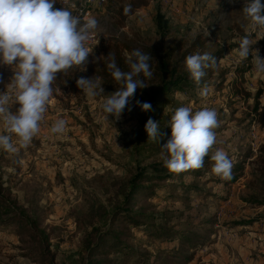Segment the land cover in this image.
<instances>
[{
  "label": "rangeland",
  "instance_id": "obj_1",
  "mask_svg": "<svg viewBox=\"0 0 264 264\" xmlns=\"http://www.w3.org/2000/svg\"><path fill=\"white\" fill-rule=\"evenodd\" d=\"M146 1L122 23L120 14L129 0H67L65 6L71 11L83 8L81 16L95 17L98 30L106 34L99 33L90 49L119 34L138 43L156 44L160 39L153 34L152 16L160 8L171 25L165 42L184 32H201L208 38L205 52L225 48L217 71L205 74L200 85L185 86L159 99L155 121L163 133L160 140L148 135L139 139L136 134L146 114L135 103L144 102L140 98L133 96L131 110L126 106L119 118H113L100 106L111 93L102 86L103 92L95 96L85 90L79 96L60 91L52 95L31 142L22 146L15 134H9L16 151L0 149V220H5L0 225V264H85L92 258H121L127 251L126 264H160L158 259L172 248L192 254L186 261L177 256L173 264H264V206L250 199L256 193L250 172L264 143V130L254 120L253 100L235 95L229 86L230 80L240 78L253 94L260 84L263 73L255 70L253 55L240 58L237 49L240 38L248 35L256 40L252 53L256 49L261 56L257 41L263 27L245 17L244 0ZM54 7L60 8L58 0ZM238 65L249 69L234 73ZM12 73L10 66L0 65V91L9 95V104L14 91ZM205 85L208 94L201 97L198 93ZM180 106L216 111V141L206 156L223 150L232 161V178L224 180L211 169L200 178L187 171L159 178L151 176L152 168H145L146 177H140L145 178L141 179L145 189L135 194L131 206L132 212H141L143 224L134 226L131 219L119 217L122 211H114L141 166L163 161L160 145L170 135L166 124ZM18 107L14 102L9 110ZM57 119L66 121L62 133L50 130ZM4 132L0 120V134ZM182 184H193L194 189L182 188ZM20 210L42 217L46 243L41 245L30 225L15 219ZM93 244L101 247L87 257L86 250ZM139 254L148 255V262Z\"/></svg>",
  "mask_w": 264,
  "mask_h": 264
},
{
  "label": "clouds",
  "instance_id": "obj_2",
  "mask_svg": "<svg viewBox=\"0 0 264 264\" xmlns=\"http://www.w3.org/2000/svg\"><path fill=\"white\" fill-rule=\"evenodd\" d=\"M56 3L57 0H0V65H8L13 70L10 78L14 90L11 104L19 105L15 111H10L9 95L0 91V120L5 130L0 134V149L16 151L9 134H15L22 146L31 142L39 132V122L53 94L52 84L57 73L73 66H83L84 69L92 53L87 42L103 33L98 30L95 17L74 14L64 6L55 8ZM130 10V6L124 9L126 13ZM242 11L254 26L264 27V0H244ZM255 42L248 35L241 37L237 53L244 59L253 55L255 70L264 73V57L258 55L256 49L254 54L251 51ZM150 59L149 54L139 49L132 50L127 57L126 71L117 65L114 57L109 60L107 68L120 86L101 102L100 106L108 117L111 114L113 118H119L130 105L136 89L148 85L141 77L153 75ZM215 64L216 57L208 52L190 54L184 59L185 69L197 85L205 76V69ZM76 85L93 96L103 92L101 84L92 77H80L76 79ZM198 94L206 96L207 86L201 87ZM135 103L143 111L151 110L148 102L137 100ZM128 110H131L130 106ZM65 125L64 119H57L50 130L62 133ZM166 125L170 128V135L160 145L164 167L176 173L201 168L204 157L216 141L213 131L218 127L216 111L208 107L193 110L180 106L172 112ZM144 128L148 137H159L160 140L163 136L158 123L151 118ZM210 160L211 171L215 175L224 180L232 178V161L223 150L213 152Z\"/></svg>",
  "mask_w": 264,
  "mask_h": 264
},
{
  "label": "trees",
  "instance_id": "obj_3",
  "mask_svg": "<svg viewBox=\"0 0 264 264\" xmlns=\"http://www.w3.org/2000/svg\"><path fill=\"white\" fill-rule=\"evenodd\" d=\"M146 4V0H129L127 6H130L131 10L126 13L124 11L126 6H124L122 9L123 12L120 14L121 18L119 22L122 23L126 16L131 14L134 9ZM170 28L171 25L168 18L165 17L160 8H157L155 14L152 16V31L154 35L159 37V42L152 45L138 43L129 39L126 34H119L117 37H112L108 40L102 41L99 46L91 48L92 53H90L88 62L85 64L84 69L83 66H73L61 73H57V79L52 84V95L55 96L56 92L60 91L64 93H73L74 96H79L82 89L76 85V79L80 77H92L97 81V83L101 84L105 91H115L120 85L111 77L110 70L107 68V63L112 57H114L117 65L122 70L126 71L128 70L127 57L131 54L132 50L139 49L151 56L149 64L153 73L150 78L141 77L148 85L143 88L138 87L133 95L137 99L140 98L142 101L150 103L152 106L151 110L146 111V114L141 117V132L136 133L139 139L143 137L145 138L147 133L144 125L149 118L154 121L157 119L155 107L159 103V99L163 95L171 94L178 89H185V86L196 84L185 69L184 59L187 55L197 52H205L204 49L208 42V38L201 32L196 34H187L184 32L181 36L172 37L169 42H165L164 39L171 36ZM257 42L259 52L261 56L264 57V31L260 34ZM224 52L225 48L220 46H217L214 51L210 52V54L216 57V64L214 67L205 69L206 74L211 75L217 71L219 60L223 56ZM247 69H249V66L238 65L235 67L234 73L240 74L245 72ZM223 73L220 72V75H223ZM241 82L240 78H234L229 81V86L235 95H242L253 100L252 112L255 115L254 120L264 130V73L260 84L257 86L253 94H251V92L244 85H242ZM219 85L220 84L218 83L215 86ZM211 165L212 161L210 160V157L205 156L204 164L201 168L189 169L186 171L189 175L200 178L204 174V171L211 169ZM145 168H152L153 170L151 171V176L155 175L159 178L167 177V175L172 172L164 167L163 161H161L147 166H141V169L133 176L134 179L131 180L132 182L130 181L128 194H124L122 196L121 204L117 205L118 207L114 212L122 211L123 214L119 217H127L126 219H131L134 226H140L143 224V221L140 220L141 216H139V213L141 214V212H138L137 210V212H132L131 206L133 204L135 194H140L142 193V190L145 189V186H142L141 184V179L143 180L145 178H140L146 177V174L144 173ZM182 173L183 171L179 172L178 175H181ZM250 173V182L256 190V193L251 195L250 199L253 203L264 206V143L258 149V153L256 159L253 160ZM181 187L194 189L193 184H182ZM134 188L136 189V192H133ZM17 213L18 214L14 216L15 219L22 222L21 225H30V230L33 231V235L41 238L40 244L42 245L43 242L47 240V234L45 233L44 228L40 227L42 217L35 212L33 214H28V211L26 210H20ZM0 221V225L5 222V220ZM149 225L155 227L159 226L153 223H149ZM21 231L22 227L16 230L17 233H20ZM163 232H165V230L161 231L159 234ZM111 234L115 237H119V233L115 232V230H112ZM182 243L183 242H181V244ZM99 247L101 246L93 244L87 248V257H93ZM114 247H116V249L119 248L116 245ZM42 250L46 251L47 246H42ZM179 250L180 249L176 248L166 250L165 256L163 258H159L158 261H160V264H173L172 261L177 258V256H180L179 259H182L183 261L191 258L192 254L189 250L185 253H180L178 252ZM129 253V251L123 252L121 254V258H114L111 260L95 261L92 258V260H86L85 264H126V258L129 256ZM42 255H45V253L43 252ZM138 256L144 260L145 263L149 260L148 255L146 254H139ZM43 261H45L44 258L42 262Z\"/></svg>",
  "mask_w": 264,
  "mask_h": 264
},
{
  "label": "bare ground",
  "instance_id": "obj_4",
  "mask_svg": "<svg viewBox=\"0 0 264 264\" xmlns=\"http://www.w3.org/2000/svg\"><path fill=\"white\" fill-rule=\"evenodd\" d=\"M61 0H58V5L61 7H66V1L67 0H62L61 3H60ZM82 1V0H81ZM101 1V0H100ZM69 2V1H68ZM84 3H86V1H84ZM70 9V8H69ZM74 14H79V15H82V11H83V8H78V9H73L72 10ZM97 39V38H96ZM96 39L90 41V42H87V46L88 47H92L93 45H95V42H96Z\"/></svg>",
  "mask_w": 264,
  "mask_h": 264
},
{
  "label": "crops",
  "instance_id": "obj_5",
  "mask_svg": "<svg viewBox=\"0 0 264 264\" xmlns=\"http://www.w3.org/2000/svg\"><path fill=\"white\" fill-rule=\"evenodd\" d=\"M263 31H264V27H263V30L261 31V33H262ZM261 33H260V34H261Z\"/></svg>",
  "mask_w": 264,
  "mask_h": 264
},
{
  "label": "built area",
  "instance_id": "obj_6",
  "mask_svg": "<svg viewBox=\"0 0 264 264\" xmlns=\"http://www.w3.org/2000/svg\"><path fill=\"white\" fill-rule=\"evenodd\" d=\"M89 1H91V0H89Z\"/></svg>",
  "mask_w": 264,
  "mask_h": 264
}]
</instances>
